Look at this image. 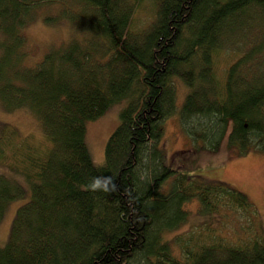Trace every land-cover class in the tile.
<instances>
[{
	"label": "trees",
	"instance_id": "16d2710c",
	"mask_svg": "<svg viewBox=\"0 0 264 264\" xmlns=\"http://www.w3.org/2000/svg\"><path fill=\"white\" fill-rule=\"evenodd\" d=\"M142 9L154 14L143 31ZM40 16L69 19L72 32L25 65L23 29ZM225 49L239 59L219 78ZM177 79L188 88L177 110L187 134L214 147L227 132L241 150L264 151V0H0V106L27 109L43 133L32 140L12 128L0 138V220L27 196L0 264H264V230L247 195L181 171L174 156L187 149L167 158L163 119L177 109ZM122 99L96 164L85 122ZM109 176L110 192L82 188ZM194 197L204 213L242 212L248 233L227 238L209 219L205 235H176V252L162 233L188 219Z\"/></svg>",
	"mask_w": 264,
	"mask_h": 264
},
{
	"label": "rangeland",
	"instance_id": "374dc122",
	"mask_svg": "<svg viewBox=\"0 0 264 264\" xmlns=\"http://www.w3.org/2000/svg\"><path fill=\"white\" fill-rule=\"evenodd\" d=\"M153 16L154 14L151 13L150 9L138 11L135 19L136 28L141 31L144 28L146 29L154 19ZM72 25L73 23L69 19L48 22L43 20L41 16L39 18L33 17L23 29L26 41L24 51L26 50L25 52L27 53V55L25 54L26 58L24 57L23 59L24 64L31 65L38 62L51 45H60L62 42L68 40L72 32ZM218 54L219 59L216 58L218 65H215V73L221 78L224 69L239 58L238 52H234L233 49H225ZM220 58H222V61ZM175 88L177 109L174 113L169 114L163 119V133L161 136L168 160L171 153L174 154V152L181 149L189 150L184 155L176 154L174 156L175 162H180L183 165V168H180V170L187 174L195 173L199 175L197 177L198 180H222L232 188L244 192L257 210L256 219L260 223L261 228H263L261 229L263 231L264 151L251 144L247 145L245 150H241L240 144L229 143L227 141V132H225L224 136L220 138L214 147L206 146L208 143L204 141L202 136L192 137L187 134L186 129L183 128L186 121H180L177 110L188 88L179 79L175 81ZM124 102L125 100L122 99L113 103L101 115L85 122L84 137L92 159L96 164H100L103 161L105 141L118 120V112ZM12 128L16 129L18 137L29 135L32 140L39 139L43 134L34 115L27 109L19 106L14 110H4L0 106V138L8 136ZM30 139L28 141H31ZM26 199L27 196H21L6 205L4 215L0 220L1 243H4L6 240L15 207ZM184 207L187 210L188 219L178 228L164 230L162 233L164 239L169 240L176 252L179 251V246L176 243L177 238L175 236L192 233V237L198 238V231H203L200 235H205L208 233V230H203L206 227L204 222L209 219V225L217 227L220 233L227 238L235 239L237 235H246L248 233L247 229L245 230L247 233L243 232L244 227L241 229L242 226L249 224L248 218L242 212H234L223 207L218 210L220 215L219 212L214 215L204 213L199 210L197 197L187 201ZM217 219H224V221L222 223L221 221H216Z\"/></svg>",
	"mask_w": 264,
	"mask_h": 264
},
{
	"label": "clouds",
	"instance_id": "9594fccd",
	"mask_svg": "<svg viewBox=\"0 0 264 264\" xmlns=\"http://www.w3.org/2000/svg\"><path fill=\"white\" fill-rule=\"evenodd\" d=\"M100 167V165H96ZM82 188L86 191L92 192H110L115 189V183L112 177H92L91 180L82 185Z\"/></svg>",
	"mask_w": 264,
	"mask_h": 264
}]
</instances>
